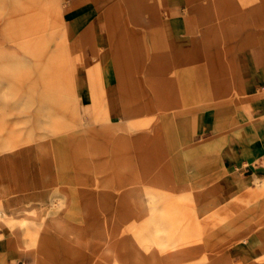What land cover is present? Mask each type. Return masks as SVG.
Listing matches in <instances>:
<instances>
[{"label":"crops","instance_id":"obj_1","mask_svg":"<svg viewBox=\"0 0 264 264\" xmlns=\"http://www.w3.org/2000/svg\"><path fill=\"white\" fill-rule=\"evenodd\" d=\"M51 3L74 59V133H91V150L122 165L138 168L148 158L165 165L174 183H187L185 194L217 181L229 196L264 178V0ZM49 6L0 0V87L42 84L32 71L48 62ZM2 101L0 133L9 137L14 116ZM44 246L38 240L29 253L33 264L67 255Z\"/></svg>","mask_w":264,"mask_h":264},{"label":"rangeland","instance_id":"obj_2","mask_svg":"<svg viewBox=\"0 0 264 264\" xmlns=\"http://www.w3.org/2000/svg\"><path fill=\"white\" fill-rule=\"evenodd\" d=\"M51 2L48 62L32 71L42 84L0 87L16 131L0 133V264H33L38 240L59 258L67 250L56 264H264V178L229 196L217 181L185 194L167 166L122 165L74 133V59Z\"/></svg>","mask_w":264,"mask_h":264},{"label":"bare ground","instance_id":"obj_3","mask_svg":"<svg viewBox=\"0 0 264 264\" xmlns=\"http://www.w3.org/2000/svg\"><path fill=\"white\" fill-rule=\"evenodd\" d=\"M44 248V247H43Z\"/></svg>","mask_w":264,"mask_h":264}]
</instances>
